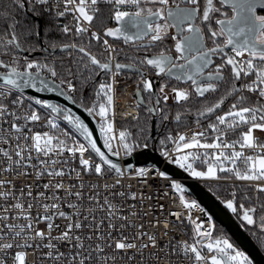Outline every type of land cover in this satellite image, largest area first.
<instances>
[{
  "label": "snow or ice",
  "instance_id": "6c2138e0",
  "mask_svg": "<svg viewBox=\"0 0 264 264\" xmlns=\"http://www.w3.org/2000/svg\"><path fill=\"white\" fill-rule=\"evenodd\" d=\"M188 179L264 250V0H0V264H257Z\"/></svg>",
  "mask_w": 264,
  "mask_h": 264
},
{
  "label": "water",
  "instance_id": "95a60500",
  "mask_svg": "<svg viewBox=\"0 0 264 264\" xmlns=\"http://www.w3.org/2000/svg\"><path fill=\"white\" fill-rule=\"evenodd\" d=\"M40 33H41V25L39 26V37H40ZM43 47L44 44L42 43V48ZM46 52L60 53L62 51L59 48H57L54 50L49 49V51H39L37 53L40 54ZM21 53L27 54V52H21ZM124 73H128V72L125 71ZM155 83L156 82L154 80V87H155ZM28 93L40 95L44 98H51L57 102L68 104L70 107H73L74 111H77L78 114H80L82 118L86 120V122L90 124V127L95 128V121L91 120V118L87 116V113H84L83 110L79 109L77 105H72L71 101H67L64 97H60L54 93H35L34 89H29ZM98 135L99 134L97 132V136ZM128 162L132 163L133 165L158 163L160 167L167 168L170 172L174 173L177 171L175 169V166L165 163L163 159L159 157V154L153 152L151 149L147 150L143 155L134 154L133 157L128 158ZM187 183L190 186L192 195L198 200H200L201 203L206 208H208L210 212L215 214L214 218L217 220V223L220 224L222 227H224L225 230H227V232L231 235L234 241H236L238 246L241 247L243 250L248 251L249 254L253 255L257 264H264V254L255 245L252 237L248 234V232H245L244 229L239 228L237 226L238 222L235 221L234 218L229 219L228 216L220 213L219 208L222 206H218V202H216L215 199L206 192V189L203 187V185L190 179L187 180Z\"/></svg>",
  "mask_w": 264,
  "mask_h": 264
},
{
  "label": "built area",
  "instance_id": "2783aa9c",
  "mask_svg": "<svg viewBox=\"0 0 264 264\" xmlns=\"http://www.w3.org/2000/svg\"><path fill=\"white\" fill-rule=\"evenodd\" d=\"M61 19H64L66 21V23L69 25H72V23H73L71 16H68L67 18H61ZM117 46H121V45H117ZM53 54L57 58H61V57L66 58L67 57L66 52H62V53L46 52V53H40V54L37 53L35 55L20 53V55H28L30 59L36 58V59H40V60H43L45 57L51 58L53 56ZM121 62H127V61H125L121 57ZM130 76H131V78H129ZM119 80H120L119 87H120L123 95H120V97H119L118 111L120 113L136 111V109L128 107L129 103L134 102L135 75L130 74V73H122L121 76L119 77ZM256 134L260 135V133H256ZM85 179L95 180L96 178L95 177H91V178L86 177ZM125 183H132L133 190H136V191H144L145 193H149L152 191L151 188H144L142 185L138 184L135 180L126 181ZM161 202H164L167 204L166 200H162ZM138 207H139V205H138Z\"/></svg>",
  "mask_w": 264,
  "mask_h": 264
},
{
  "label": "trees",
  "instance_id": "16d2710c",
  "mask_svg": "<svg viewBox=\"0 0 264 264\" xmlns=\"http://www.w3.org/2000/svg\"><path fill=\"white\" fill-rule=\"evenodd\" d=\"M18 20L22 19L25 23H32L36 26V31L39 32V26L41 25V33H40V37H33L32 38V43L36 44L39 48H42V43L44 44V39H45V31L47 29L48 26H52V27H59L62 26L63 24L66 23V21L64 19H59L56 24H51V21L49 19V17L47 16L46 13L41 14V15H36L35 13L31 12V11H27V5L25 6V11L21 14H18L16 17ZM18 31H22V28L18 25L17 26ZM52 35H56V33H53ZM167 44H171V41H166ZM153 51H156V49H153ZM36 52H27V54H32L34 55ZM63 55V54H62ZM218 226L220 228H222L224 230V232L231 238V240L238 246V244L236 243V241H234V239L231 237V235L227 232V230H225L224 227H222L220 224H218ZM249 234V233H248ZM250 235V234H249ZM262 253L264 254V250H261Z\"/></svg>",
  "mask_w": 264,
  "mask_h": 264
},
{
  "label": "crops",
  "instance_id": "0c3cea01",
  "mask_svg": "<svg viewBox=\"0 0 264 264\" xmlns=\"http://www.w3.org/2000/svg\"><path fill=\"white\" fill-rule=\"evenodd\" d=\"M39 52V51H38ZM60 53H62V52H60ZM35 54H37V52L35 53ZM131 74V73H130ZM133 75H135V74H133Z\"/></svg>",
  "mask_w": 264,
  "mask_h": 264
},
{
  "label": "bare ground",
  "instance_id": "6f19581e",
  "mask_svg": "<svg viewBox=\"0 0 264 264\" xmlns=\"http://www.w3.org/2000/svg\"><path fill=\"white\" fill-rule=\"evenodd\" d=\"M35 55V54H34Z\"/></svg>",
  "mask_w": 264,
  "mask_h": 264
}]
</instances>
